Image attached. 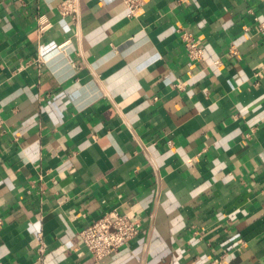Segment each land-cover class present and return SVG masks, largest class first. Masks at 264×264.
Listing matches in <instances>:
<instances>
[{"label": "crops", "instance_id": "crops-1", "mask_svg": "<svg viewBox=\"0 0 264 264\" xmlns=\"http://www.w3.org/2000/svg\"><path fill=\"white\" fill-rule=\"evenodd\" d=\"M62 1L0 0V264H264V0ZM115 208L141 230L98 260Z\"/></svg>", "mask_w": 264, "mask_h": 264}, {"label": "built area", "instance_id": "built-area-1", "mask_svg": "<svg viewBox=\"0 0 264 264\" xmlns=\"http://www.w3.org/2000/svg\"><path fill=\"white\" fill-rule=\"evenodd\" d=\"M147 0H126V3L130 9V16H138L140 10L144 7ZM188 0H178V3H184ZM60 11L64 15L76 16L78 7L75 0H64L59 5ZM44 15L38 17L39 30L41 33L46 31L47 23L43 19ZM258 21L259 31L264 36V19ZM181 30V37L187 52V55L192 62H200L205 59V46L199 36L195 35L191 31ZM66 43L59 45L58 47L63 49ZM238 52L235 46L230 49L231 54ZM218 63L219 61H215ZM258 76H263L264 73L259 71L256 73ZM180 84L178 83L177 86ZM140 218L131 213L124 212L118 209H112L107 211L91 223L83 227L79 234L82 237L89 252L98 260L104 259L118 252L122 247L128 245L130 241L136 238L141 230ZM42 233L40 234V243L37 247V253L40 261H43L46 254V244L42 239Z\"/></svg>", "mask_w": 264, "mask_h": 264}]
</instances>
